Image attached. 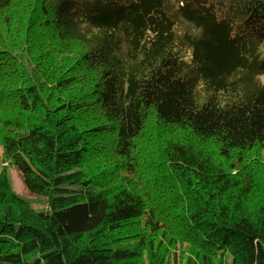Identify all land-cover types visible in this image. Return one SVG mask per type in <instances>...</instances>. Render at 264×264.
<instances>
[{"label": "trees", "instance_id": "trees-1", "mask_svg": "<svg viewBox=\"0 0 264 264\" xmlns=\"http://www.w3.org/2000/svg\"><path fill=\"white\" fill-rule=\"evenodd\" d=\"M0 151V264H264V0H0Z\"/></svg>", "mask_w": 264, "mask_h": 264}, {"label": "rangeland", "instance_id": "rangeland-1", "mask_svg": "<svg viewBox=\"0 0 264 264\" xmlns=\"http://www.w3.org/2000/svg\"><path fill=\"white\" fill-rule=\"evenodd\" d=\"M121 1V0H120ZM184 26V25H183ZM31 53V52H29ZM2 156V151H0V160H1V157ZM12 177H13V180H14V189H15V192L21 196H25L29 199H33V200H39L40 203H42L43 201L41 200H44V199H41V198H38L36 196H33L31 195L26 187H25V183H24V178L22 176V174L18 171V169L16 167H14L12 169ZM99 188V186H97ZM44 202H46L44 200ZM39 204H36L34 208L36 209H44L45 207L43 205H40ZM171 264H174V259L171 260Z\"/></svg>", "mask_w": 264, "mask_h": 264}]
</instances>
